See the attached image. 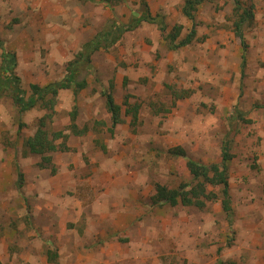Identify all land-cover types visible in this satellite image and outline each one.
Returning <instances> with one entry per match:
<instances>
[{"label": "rangeland", "instance_id": "1", "mask_svg": "<svg viewBox=\"0 0 264 264\" xmlns=\"http://www.w3.org/2000/svg\"><path fill=\"white\" fill-rule=\"evenodd\" d=\"M184 1L121 0L108 7L99 0H0V65L5 49L25 101L30 85L60 81L71 67L87 82L76 96L59 90L23 112L7 92L0 99V264L259 263L264 0H240L256 15L243 33L245 64L233 1L208 0L193 21L181 13ZM143 3L163 16L168 30L180 25V38L194 24V41L169 50L157 27L143 23L82 67L81 46L113 22L125 24ZM103 92L121 109L122 122L112 131ZM131 106L137 107L135 126L125 113ZM39 132L66 148L46 153L49 163L23 156L26 141ZM58 132L63 136L53 141ZM226 134L234 135L230 218L219 201L200 210L152 205L155 184L173 189L191 179L185 159L169 150L180 147L188 159L218 163ZM47 252L57 254L55 261Z\"/></svg>", "mask_w": 264, "mask_h": 264}, {"label": "trees", "instance_id": "2", "mask_svg": "<svg viewBox=\"0 0 264 264\" xmlns=\"http://www.w3.org/2000/svg\"><path fill=\"white\" fill-rule=\"evenodd\" d=\"M108 7H112L114 3H118L121 0H101ZM208 0H185L181 8L182 15L188 20H194V13L199 5ZM233 1V13L237 17V21L234 24L235 36L238 38L242 50L245 49V42L242 34V27L246 23L252 20L251 7L245 8L240 0ZM113 22L112 25L103 29L99 35L92 40L84 43L81 46L79 53L76 55L77 61H81L82 67L90 66V56L92 53L100 49L110 48L118 39L121 38L123 33L132 32L136 30L141 24L146 23L154 25L160 32L162 40L165 42L169 50L175 51L179 48L185 47L191 43L194 38L195 30L194 24L190 31L180 38L182 27L180 25H174L168 30L164 18L160 14L152 15L150 9L146 3L142 4V10L134 13L125 24L117 25ZM242 64L244 63V56L242 55ZM76 63V62H74ZM79 65V66H80ZM14 60L12 56L2 49L1 53V65H0V99L4 92H7L12 99L13 104L19 108L20 112L26 109L32 108L37 102L44 101L47 96L57 95L59 90L72 89L73 94L77 93L87 86L85 79L78 78L77 67H71L68 69L66 77L60 81L50 83L46 86L40 87L38 85H30L31 97L27 101L23 99V90L19 86L20 80L13 73ZM87 66V68L89 67ZM244 66V65H243ZM86 68V69H87ZM179 96L180 93H172ZM105 98V107L109 114L110 127L109 131L119 123L122 122L121 109L115 103L113 96L110 92L102 94ZM126 103V100L124 102ZM126 114L130 115V122L132 126H135L138 121V112L136 106L126 108ZM76 115V109L74 108L71 114L72 121L74 122ZM71 131L75 135L82 134V131H78L77 127L71 124ZM63 136L61 132L53 135L55 141L57 138ZM234 135L226 134L222 141L220 160L218 163L210 165H204L188 159L184 150L180 147L169 150V154L174 157H180L185 159V169L188 171L191 179L188 183H180L177 188H168L164 185L155 184L153 191L150 194V201L152 205H168L174 207L181 205L184 207H193L197 209H203L205 205L211 201H219L222 211L228 218L231 216V200L229 193V163L232 160L230 145ZM44 132H39L35 136L26 141L25 147L22 149L23 156L27 154L40 155L44 163L51 162V157L45 155L52 154L56 151H65L63 145L56 146L54 142L46 139ZM65 138V137H64ZM14 170L16 172V185L20 189L22 187V173L20 172L18 164L14 163ZM215 190L218 192L215 193ZM229 221V220H228ZM230 222V221H229ZM57 257L56 253L47 252V258L49 261H55ZM218 264H225L219 261Z\"/></svg>", "mask_w": 264, "mask_h": 264}, {"label": "crops", "instance_id": "3", "mask_svg": "<svg viewBox=\"0 0 264 264\" xmlns=\"http://www.w3.org/2000/svg\"><path fill=\"white\" fill-rule=\"evenodd\" d=\"M99 2H102L101 0H99ZM241 2V1H240ZM103 4H105V3H103ZM241 4H242V2H241ZM243 5V4H242ZM251 7V6H250ZM252 8V7H251ZM253 10V9H252ZM232 11H233V9H232ZM254 17H256V15H254L253 14V12H252V20L250 21V22H248V23H246L245 25H243V27H242V34L244 33V30L245 29H247V28H249L252 24H253V20H254ZM107 27V26H106ZM105 27V28H106ZM104 28V29H105ZM103 30V29H102ZM101 30V31H102ZM100 31V32H101ZM100 32H98L96 35H99V33ZM96 37V36H95ZM95 37H93V38H95ZM92 38V39H93ZM91 39V40H92ZM243 39H244V42H245V49H244V51L242 50V55L244 56V64H245V52H246V50H247V42H246V39H245V36H244V34H243ZM90 41V40H89ZM194 41V40H193ZM88 42V41H87ZM87 42H85V43H87ZM241 46V45H240ZM186 47V46H185ZM242 48V47H241ZM97 52V51H96ZM241 58H242V56H241ZM241 63H242V59H241ZM244 69V68H243ZM259 76L260 77H262V81L260 82V84H261V86H263L264 87V71L263 72H261L260 74H259ZM259 77V78H260ZM264 89V88H263ZM263 91V90H262ZM261 98L264 100V98L262 97V95H261ZM264 107V106H263ZM225 137V136H224ZM224 140V138L221 140V145H220V150H221V146H222V141ZM221 152V151H220ZM190 159V158H189ZM191 160H193V159H191ZM193 161H195V160H193ZM196 162H198V163H201V162H199V161H196ZM204 165H210V164H208V163H211V164H213V163H216L215 161L212 163V162H202ZM201 163V164H202ZM206 163V164H205ZM189 208H193V207H189ZM256 257H258V260H259V263L258 264H264V255L262 254V252H260V253H257L256 254Z\"/></svg>", "mask_w": 264, "mask_h": 264}]
</instances>
